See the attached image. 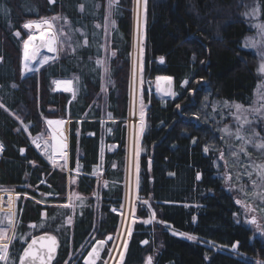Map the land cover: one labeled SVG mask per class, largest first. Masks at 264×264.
<instances>
[{
	"label": "trees",
	"instance_id": "obj_1",
	"mask_svg": "<svg viewBox=\"0 0 264 264\" xmlns=\"http://www.w3.org/2000/svg\"><path fill=\"white\" fill-rule=\"evenodd\" d=\"M105 1L0 0V189L18 192L8 264H18L40 234L58 242L52 264H83L96 240H106L107 251L114 243L125 191L134 0H116L111 9L114 54L103 89ZM235 1L146 0L144 75L170 77L172 94L144 87L138 215L151 209L155 221L135 224L123 264H147L149 257L151 264H255L216 248L234 245L264 258L219 163L221 104L249 105L259 82L255 55L243 46L251 26ZM256 2L264 20V0ZM54 15L68 22L57 58L22 73L23 25ZM58 78L71 79L75 95L56 90ZM45 118L70 119L69 179L80 195L74 205L53 204L65 200L68 176L31 142L45 131Z\"/></svg>",
	"mask_w": 264,
	"mask_h": 264
},
{
	"label": "rangeland",
	"instance_id": "obj_2",
	"mask_svg": "<svg viewBox=\"0 0 264 264\" xmlns=\"http://www.w3.org/2000/svg\"><path fill=\"white\" fill-rule=\"evenodd\" d=\"M112 3V7L114 6L116 0H106L105 1V9L106 13L104 14V18L102 21L103 26V48L104 53L100 58V63L102 65L103 72V89H105V80L108 72V63L109 59L113 56L114 50L111 48L110 42V34L111 28L113 25L112 16H109V3ZM238 9L242 11L243 16L248 21L251 26V32L246 35L243 39V46L251 49L255 55V66L256 71L259 76V82L252 98V101L249 105H242L245 109H250L258 102L257 92L258 89H261L260 86L264 85V73L259 71V66L261 64V55L259 46L253 48L251 46H246V41L250 38L258 39L257 29L253 27V25L257 23H264V20L260 19L258 16H246L244 15L246 12H249L251 9L257 6L256 0H236L235 1ZM145 4L146 0H134L133 1V11H132V31H131V52H130V77H129V93H128V113L127 117H125V122L127 126V137H126V167H125V191H124V199L123 204L121 206L120 213V224L118 230L116 232V237L114 243L110 250L107 249L103 252L105 253L98 261L104 264H123V260H121V253H125V241H128L131 234L134 231L135 224L138 222H143L145 224L155 221V216L151 209H149V213L147 216H139L138 215V204L142 203L138 199L137 188H138V170H139V158H140V144L141 137L145 129V113L147 109V103L144 100L143 91L144 87H146L148 94L151 91L158 92V84L156 79H150L144 75L143 63H144V43H145ZM112 9V8H111ZM53 17H59L57 15L44 17L41 19L29 20L30 21H40L42 19L52 20ZM67 20L62 21L61 18L53 21V28L51 31L55 32L58 35L59 43L56 45L57 50L51 53L43 51L39 58L43 57L45 53L49 56V59L46 63L57 58L58 53L60 51V43H63V39L66 36L67 31ZM75 21L73 20L72 25H75ZM25 30V38L22 40V60H23V48L24 42L32 35L31 32ZM18 33V32H16ZM45 63V64H46ZM44 64L40 65L42 67ZM34 69L38 70L36 67ZM33 69V70H34ZM59 79H67V78H58ZM56 80L54 81V88L56 90L65 91V87L58 88L56 86ZM70 80V79H69ZM71 81V89L73 92V84ZM229 104H238L233 102H228ZM241 105V104H240ZM236 112L235 108H227L224 107V102L221 104L219 116L224 124L221 125L220 133L223 137L224 142V158H221L220 154V164L222 167V174H224L226 181L229 185H233V193L236 198L237 203L241 207V220L249 226L253 230L254 237L258 238L262 245L264 246V200L260 199L259 196L254 197L253 192H258V189H254L251 181L249 180L247 175H243L240 179H237V175L239 173H244L246 171L245 166L253 163H264V151H259L252 145H245L249 156H245L243 153H240V146L243 141L238 140L235 136H228L221 130L227 127L232 133H235L237 127L239 126L238 121L235 118L234 113ZM141 113H143V124H141ZM52 118H45V126L46 129L44 132L40 133L36 137L31 138V142L35 149L47 159V161L53 166L58 167L64 170L68 176L67 190H66V198L64 201L53 202L56 205H71L75 204L80 195L76 192L75 189L71 188V183L75 181V179H69L71 170L69 168V118H54V119H66L68 124V150L67 154L64 151H55L52 143V135L48 125V120ZM141 127H143V131L141 132ZM259 133L261 138H264V120H254L251 125H244L242 129V134L247 136L251 135L253 132ZM36 142H39L40 147L37 146ZM104 147L102 146V153L104 152ZM109 149H112L109 146ZM236 152L239 156V161L237 162L236 158L232 156V153ZM77 169H75V172ZM96 171L101 172V166L96 167ZM97 174V173H96ZM99 174V173H98ZM231 179H228V177ZM255 178V177H253ZM243 185L245 191H241V186ZM12 190V189H10ZM15 191V190H13ZM16 192V197L18 192ZM247 192V195L245 194ZM95 193H93L94 195ZM26 195V194H25ZM141 206V204H139ZM255 218L256 223H251L250 221ZM0 220L4 222L0 224V228H3L9 231V227L7 222L2 217ZM149 221V222H145ZM259 225V228L257 227ZM129 230L131 234L129 235ZM184 238H188L189 236L194 237L188 233H178ZM119 236V237H118ZM118 238V239H117ZM196 237H194L195 239ZM210 245H213L210 243ZM216 248L225 249L227 251H235L242 257H247L255 262V264H264V258L259 256H251L245 253H239L236 251V246L234 245L231 248H225L216 246ZM106 255V256H105ZM104 257V258H103ZM104 259V260H103ZM102 260V261H101Z\"/></svg>",
	"mask_w": 264,
	"mask_h": 264
},
{
	"label": "snow or ice",
	"instance_id": "obj_3",
	"mask_svg": "<svg viewBox=\"0 0 264 264\" xmlns=\"http://www.w3.org/2000/svg\"><path fill=\"white\" fill-rule=\"evenodd\" d=\"M52 2V0H50ZM112 3H109V16L111 15ZM81 10H83V6H81ZM259 5L251 9L249 12H246L244 15L246 16H257L259 13ZM60 19V17H53L52 20L42 19L40 21H30L25 23L23 27L25 29H33L35 28L39 32V43L33 44V40L35 39L33 36H29V38L24 42V54L22 60V73H27L32 71L31 63L36 59L37 53L40 47L47 46L48 50L56 51V45L59 43L58 35L51 31L53 28V21ZM67 23V21H66ZM114 23V22H113ZM47 26V27H45ZM99 27V25H97ZM257 29L258 39L250 38L246 41V46H251L256 48L259 46L260 55H261V64L259 66V71L264 73V23H257L253 25ZM19 35V33H16ZM32 45L31 51H29V47ZM47 58H45L46 60ZM99 63V61H98ZM65 84V91H72L69 87L71 85V81L63 82ZM15 86V85H13ZM261 89H264V85L260 86ZM75 95V92H73ZM258 102L250 109H245L240 104H229L227 101L224 102V107L227 108H235L236 112L234 113L236 120L238 121L239 126L237 127L235 133H232L227 127L222 129L228 136H235L236 139L243 141L240 146V153H243L245 156H249L245 145H252L259 151H264V138L259 136V133L255 131L251 135H243L242 129L244 125H251L254 120H264V91L258 89L257 92ZM179 107V106H178ZM49 125L55 124L57 129L63 123V121H48ZM141 124H143V113H141ZM143 131V127H141V132ZM61 148L64 145H60ZM207 150V149H206ZM232 156L236 158L237 162L239 161L238 153L233 152ZM221 158H224V154L221 153ZM246 171L244 173H239L237 175V179H240L243 175H247L254 189H258V192H253V196H259L260 199L264 200V163H253L245 166ZM255 177V178H253ZM199 178V176L197 177ZM228 179H231L229 176ZM241 191H245L243 185L241 186ZM247 195V192L245 193ZM11 205V201L9 202ZM68 205H65L67 207ZM7 224L10 228H15V221L9 213L5 218ZM4 221L0 220V224ZM71 221L69 220V223ZM146 223L149 221H145ZM251 223H256L255 218H253ZM34 226V225H33ZM42 226V225H41ZM259 228V225H257ZM131 231L129 230V235ZM15 235L8 236L7 231L3 228H0V261H4L5 264H8L10 259L9 257V245L15 239ZM189 239H194V237L189 236ZM101 244L104 242L101 241ZM39 244V247L37 245ZM57 247V241L55 236L51 235H42L38 239L34 238L28 243L27 247L24 248L23 253L19 257V264H50L51 258L55 249ZM125 250L127 248V241H125ZM98 258V251L93 249L92 252H89V257L86 259V264H94L95 259ZM124 254L121 253V260H123ZM147 264H151V257L148 258Z\"/></svg>",
	"mask_w": 264,
	"mask_h": 264
},
{
	"label": "water",
	"instance_id": "obj_4",
	"mask_svg": "<svg viewBox=\"0 0 264 264\" xmlns=\"http://www.w3.org/2000/svg\"><path fill=\"white\" fill-rule=\"evenodd\" d=\"M26 30L29 31V32H31V33H32L31 36H33V37L35 38V39L33 40V44H38V43H39V40H38L39 35L35 33V28H33V29H26ZM31 48H32V45H30V47H29V51H31ZM45 50H46V46L40 47V48H39V51H38V53H37L36 59L33 60L31 64H36L37 61H38V58H39L40 54H41L43 51H45ZM23 54H24V51H23ZM44 64H45V63H44ZM36 68L39 69L40 66H39V67H36ZM33 69H34V68H32V70H33ZM34 70H36V69H34ZM70 80H71V79H70ZM156 81H157V84H158V89H159L160 94H161L163 97H170L171 94H172V79H171L170 77L160 76V77H158V78L156 79ZM42 235H51V234H40V235H36V236L30 238L29 241L26 243V245H25L24 248L27 247L28 243H30L32 239H34V238L38 239V238H39L40 236H42ZM51 236H53V235H51ZM56 241H57V240H56ZM101 241H103L104 243L101 244V243H100ZM57 245H58V242H57ZM105 245H106V240H104V239L96 240V241L94 242V244L91 246V248L89 249V251L87 252V254L85 255V257H84V259H83V264H86V259H85V258H88V257H89V252H92L93 249H96V250L98 251V258L95 259V261H94V264H97L98 261H99V259H100V257H101V254H102V252H103V250H104ZM37 247H39V244L37 245ZM23 251H24V249L22 250V253H23ZM56 252H57V247H56V249H55V252H54L53 255H52V258H51L50 264L53 263V261H54V259H55V257H56ZM22 253H21V254H22ZM18 264H19V263H18Z\"/></svg>",
	"mask_w": 264,
	"mask_h": 264
},
{
	"label": "bare ground",
	"instance_id": "obj_5",
	"mask_svg": "<svg viewBox=\"0 0 264 264\" xmlns=\"http://www.w3.org/2000/svg\"><path fill=\"white\" fill-rule=\"evenodd\" d=\"M47 27V26H45ZM35 33L39 35V32L35 29ZM24 51V48H23ZM46 52L51 53L53 51H49L47 46H46ZM47 53H45V55L43 57H41L40 59H38L36 64H31V68L34 67H39L40 65L46 63L49 59V56L46 55ZM45 58H47L45 60ZM65 81H70L69 79H59L56 80V86L58 88L60 87H65V84L63 82ZM69 87L71 88V85H69ZM48 121H63V123L59 126V129H57V126L55 124L49 125L50 131H51V135H52V143H53V147L55 151H64L66 154L68 153V124H67V120L66 119H47ZM37 146L40 147L39 142H36ZM60 145H64L63 148L60 147Z\"/></svg>",
	"mask_w": 264,
	"mask_h": 264
},
{
	"label": "built area",
	"instance_id": "obj_6",
	"mask_svg": "<svg viewBox=\"0 0 264 264\" xmlns=\"http://www.w3.org/2000/svg\"><path fill=\"white\" fill-rule=\"evenodd\" d=\"M0 151H1V144H0ZM15 200H16L15 191L10 190V189H0V219L2 217L5 218L9 213H11L15 221V215H16ZM10 201H11V205L9 204ZM12 230L13 229L9 227L8 236H11Z\"/></svg>",
	"mask_w": 264,
	"mask_h": 264
}]
</instances>
